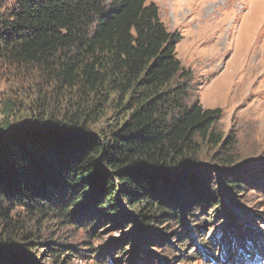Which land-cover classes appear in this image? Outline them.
<instances>
[{"label": "trees", "instance_id": "16d2710c", "mask_svg": "<svg viewBox=\"0 0 264 264\" xmlns=\"http://www.w3.org/2000/svg\"><path fill=\"white\" fill-rule=\"evenodd\" d=\"M181 39L148 0H0V62L22 72L36 96L32 110L8 103L13 119L0 126V264H37L27 254L48 220L135 227L121 238L131 242L148 226L181 225L185 203L204 202L192 229L225 216L212 180L196 169L209 144L221 150L215 163L232 166L233 138L215 130L221 109L187 103L192 74L176 57ZM107 112L115 117L108 130L96 128ZM245 185L237 178L228 188L240 197ZM238 227L239 241L252 236ZM198 234L183 254L186 237H178L175 258L222 264L216 240ZM47 248L60 264L66 245Z\"/></svg>", "mask_w": 264, "mask_h": 264}, {"label": "rangeland", "instance_id": "374dc122", "mask_svg": "<svg viewBox=\"0 0 264 264\" xmlns=\"http://www.w3.org/2000/svg\"><path fill=\"white\" fill-rule=\"evenodd\" d=\"M148 2L158 7L167 31L181 35L182 39L175 48L176 57L192 74V90L187 103L197 98L204 109H221L222 116L215 130L222 140L229 136L233 138V145L227 151V157L233 161L232 166L222 167L215 163L213 156L219 155L221 150L219 145L209 144L202 146L198 155L202 166L196 169L212 180L210 184L215 188L214 194L222 199V204L215 210L224 208L225 216L192 229V225H198L196 220L204 215V202L197 207L193 204L188 207L185 203L184 207L186 205L190 213L181 215L182 226H175L170 221L162 229L148 226L145 234L141 236L137 232L131 242H123L121 238L125 231H135V227L108 226L100 229L99 225L89 227L85 224L74 228L73 225L64 226L48 220L41 224L43 240L35 245L34 252L27 254L37 264L53 262L56 257L47 248H52L53 244L67 247L63 254H58L60 264H218L211 258L203 261L198 256L190 262L175 258L178 254L172 249H177L181 234L186 237V244L179 249L182 254L196 246L198 233H203L204 239L216 240L214 251L217 260L225 251L230 256L235 252L234 255L238 256L244 251V259L249 260L251 256L247 247L255 246L257 242L264 250V0ZM35 98L22 72L0 62V126L13 119L7 115L8 103H21L32 110L30 101ZM114 119L107 112L96 128L102 127L107 131V125ZM214 172L217 174L213 176ZM237 178L246 182L240 197L234 196L228 188L229 181ZM254 179L256 182L250 183ZM206 194L211 196L208 192ZM210 207L211 204L205 209L206 215ZM241 225L252 228V236L239 241L237 235L241 230L238 226ZM98 230L100 235L95 237ZM209 231H212L211 235ZM110 244L115 249L109 252L100 249V245L109 247Z\"/></svg>", "mask_w": 264, "mask_h": 264}, {"label": "bare ground", "instance_id": "6f19581e", "mask_svg": "<svg viewBox=\"0 0 264 264\" xmlns=\"http://www.w3.org/2000/svg\"><path fill=\"white\" fill-rule=\"evenodd\" d=\"M241 227H246V226H245V225H241L240 228H241Z\"/></svg>", "mask_w": 264, "mask_h": 264}, {"label": "water", "instance_id": "95a60500", "mask_svg": "<svg viewBox=\"0 0 264 264\" xmlns=\"http://www.w3.org/2000/svg\"><path fill=\"white\" fill-rule=\"evenodd\" d=\"M175 176V175H174Z\"/></svg>", "mask_w": 264, "mask_h": 264}]
</instances>
